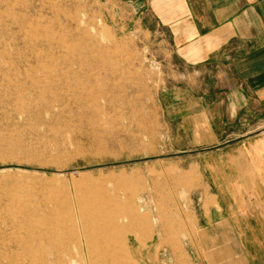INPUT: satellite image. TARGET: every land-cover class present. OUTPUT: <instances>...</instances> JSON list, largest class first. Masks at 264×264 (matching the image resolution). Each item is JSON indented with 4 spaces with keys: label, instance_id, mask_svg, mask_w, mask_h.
Returning a JSON list of instances; mask_svg holds the SVG:
<instances>
[{
    "label": "rangeland",
    "instance_id": "obj_1",
    "mask_svg": "<svg viewBox=\"0 0 264 264\" xmlns=\"http://www.w3.org/2000/svg\"><path fill=\"white\" fill-rule=\"evenodd\" d=\"M119 1L0 0V264H247L202 218L222 147Z\"/></svg>",
    "mask_w": 264,
    "mask_h": 264
},
{
    "label": "crops",
    "instance_id": "obj_2",
    "mask_svg": "<svg viewBox=\"0 0 264 264\" xmlns=\"http://www.w3.org/2000/svg\"><path fill=\"white\" fill-rule=\"evenodd\" d=\"M119 2L161 36L178 77L168 87H185L163 89L166 108L195 122L197 146L222 147L205 161L218 206L203 220L230 226L245 262L264 264V0Z\"/></svg>",
    "mask_w": 264,
    "mask_h": 264
}]
</instances>
